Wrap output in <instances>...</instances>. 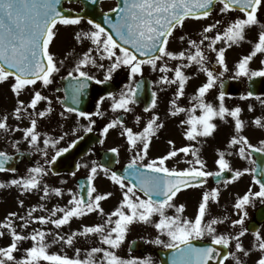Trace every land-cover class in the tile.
<instances>
[{
  "label": "flooded vegetation",
  "instance_id": "obj_1",
  "mask_svg": "<svg viewBox=\"0 0 264 264\" xmlns=\"http://www.w3.org/2000/svg\"><path fill=\"white\" fill-rule=\"evenodd\" d=\"M141 1L142 10L156 9L146 4L149 0ZM263 3L264 0H260L251 15L220 5L218 19L213 17L214 10L196 20L185 21L174 32L172 27L159 55L149 61L136 60L115 43V40L120 43L140 41L146 33L159 32L156 24L141 23L139 14L126 4L123 12L108 20V32L85 20L56 24L45 47L49 72L42 80L21 81L0 72V154L23 153L31 159L28 162V158H22L12 172L0 171V185H14L20 193L26 190L27 199H58L55 222L60 233L71 234L75 239L76 264H83V246L101 252L106 264H161L159 251L169 250L186 240L208 241L206 230L199 236L176 233L173 237V229L167 227L177 213L173 211V196L164 203L150 201L117 178L115 171L136 165L149 171L202 174L198 167L205 161L204 153L196 151L195 158L178 159L176 156L180 153L165 139L167 134L173 133V118L162 115L163 108L173 106L194 109L218 104L229 108L234 114L236 130L242 123L241 111L249 108L255 116L250 122H243L245 127L254 126L248 140L251 147L264 152V96L252 97L247 89L251 78L264 82ZM117 6V0H108L100 7L110 13ZM246 31L249 34L246 35ZM233 33H238V43L229 40ZM258 41L260 46L256 49L254 43ZM213 63L220 65L218 75L210 71ZM69 76L112 86L93 116L64 107L71 86L60 85V81ZM143 78L151 83L153 101L150 105L149 102L136 104L133 100L135 84ZM223 84L239 91L235 96L222 95ZM186 119L189 133L204 137L206 124L195 115ZM86 133L94 134L97 140H93L83 156L70 159L69 166L53 173L52 161ZM4 137H10V142H3ZM151 145H156L154 149L164 154L149 153ZM105 160L108 164L115 162L113 170L102 166ZM83 178L89 180L90 187L86 206L80 205L77 194V182ZM105 182L107 188H103ZM67 187L72 191L68 198ZM113 187L126 193L117 199L132 200L121 203L125 210L122 215L110 210L105 213L110 231L105 234L94 228L89 218L93 216L96 220L101 199L114 196ZM64 199H73L72 216H66ZM78 214L83 218L65 225L66 220ZM7 235L0 230V261L16 264L13 255L8 258L1 253L18 249L16 236ZM257 241H264V237ZM45 252L47 259L32 260L31 264H64L65 254ZM55 256L57 262L50 259Z\"/></svg>",
  "mask_w": 264,
  "mask_h": 264
},
{
  "label": "rangeland",
  "instance_id": "obj_2",
  "mask_svg": "<svg viewBox=\"0 0 264 264\" xmlns=\"http://www.w3.org/2000/svg\"><path fill=\"white\" fill-rule=\"evenodd\" d=\"M264 6V3H263ZM220 6L217 7L214 12V19H218L221 16ZM210 18L211 19H213ZM191 22V21H190ZM214 25V23H213ZM212 25V26H213ZM249 32H245L247 35ZM246 36L245 38H248ZM238 33H233L229 40L231 42L238 43ZM249 43V42H248ZM259 41L254 43L256 49L259 48ZM217 106H212L209 109V113L206 117L209 118L208 131L204 137L198 135H192L189 133V126L186 123L187 114L180 111V108H163L165 112L162 115L173 118V133H169L165 136L166 141L173 143V148L180 152L181 155H188L187 160L194 158L190 153L195 152L197 154L204 153L207 157L204 169L201 171L208 175V179L211 175L218 172V170L224 168L234 171L238 176L237 180L232 183H221L218 186H212L211 183H205L203 186L192 188L188 193L181 196L180 199H175L176 204L173 205V211L178 210L180 207L182 216L177 221H171L167 227L173 229L174 235L183 229V227L192 225L195 222L193 219L199 217L201 213L205 211V215L200 217L201 221H207L208 224L203 228L195 226L193 228L194 235H200L202 230L210 231L211 229L216 233H222L223 240L230 249V255L226 259V264H232L236 259H240L242 262L248 261H264V250H259L264 247V243H256V237L263 234L257 232L256 234H250L246 231V225L252 220L253 212L255 209L264 202V191L259 189L252 182L251 170L252 166L250 161H246L245 156L242 155L243 151H246L245 146L249 144L247 142L248 135L253 132L254 126L247 127L246 133L235 130L231 120L228 122L223 118L222 121H218L219 113L216 109ZM202 117L203 115H197ZM228 116V115H227ZM237 135L239 139L246 140L241 146L238 145L229 153V156L224 155L223 152L226 149V140L230 136ZM70 134L68 135V137ZM238 137L236 139H238ZM3 142H10V137H4ZM199 140L202 142L198 143ZM152 149L148 151L151 154L162 155L164 153L157 152L154 148L156 145L150 146ZM163 149V145H162ZM164 151V150H163ZM240 154V155H239ZM235 155V156H232ZM181 158L180 156H178ZM198 157H203L198 155ZM224 157V158H223ZM182 159V158H181ZM242 161V162H241ZM220 164H222L220 166ZM108 183L105 182L103 188H107ZM67 187L66 196H71L72 191ZM114 196L108 199H101L102 203L99 205L98 212L95 217L89 218V223L98 231L102 233H108L109 227L105 218V213L110 210L117 215H122L125 210L121 207V203L125 200L128 202L132 199H117L119 196H126L124 190L117 191L115 187L111 189ZM27 191L23 193L17 191L14 185L7 187L0 185V230L2 233L13 234L16 236V244L18 250L23 249H35V250H47L48 252H62L68 247V239L61 236L57 225L51 227L50 221L52 217L59 212V201H51L49 199H27ZM180 196V195H179ZM179 196L177 198H179ZM73 199H64L65 203L71 206ZM62 206V205H61ZM68 211V208H66ZM70 213L69 216H72ZM83 217L81 215H75L71 219L66 220L65 225H71L73 220H79ZM178 218H174L176 220ZM60 224L59 220H57ZM70 223V224H67ZM205 225V224H204ZM62 228V225H60ZM264 228V226L262 227ZM264 230V229H263ZM7 235V236H9ZM74 236V235H73ZM86 237V235H82ZM212 237L211 234L207 235ZM75 244V239H73ZM73 244V245H74ZM82 250L91 259L90 249L83 246ZM1 253L8 258L13 255L16 258V264H31V261L42 260L43 255H27L28 252H9L1 251ZM65 253H68L66 250ZM99 256H104L101 252H96ZM36 254V253H33ZM71 253H68L65 257V262L71 264ZM52 259V258H51ZM230 261V262H229ZM0 264H4L0 261ZM96 264H103L98 262ZM116 264V263H115Z\"/></svg>",
  "mask_w": 264,
  "mask_h": 264
},
{
  "label": "water",
  "instance_id": "obj_3",
  "mask_svg": "<svg viewBox=\"0 0 264 264\" xmlns=\"http://www.w3.org/2000/svg\"><path fill=\"white\" fill-rule=\"evenodd\" d=\"M21 1L24 2L25 4H27L29 7H31V10H30V13L32 15L31 17H33L32 19H36L37 15H39L41 10L43 9L42 5L39 3L40 0H21ZM214 1H216V0H213V2ZM177 7H178L179 11H181L180 12L181 15H189L191 12H194L193 8H190V6H187L182 2H177ZM176 12L177 11H173V23H175L176 19H177L176 15H175ZM195 12H197V10ZM46 20L38 22L37 25L39 27H41V30L46 29L48 22H50L49 20L48 21H46ZM9 44H10L9 40L0 41V52H2L3 54L8 52L9 51ZM0 59H3V57L1 55H0ZM1 67L6 69L7 71L11 70L10 67H4L3 65ZM81 143H83V142H80V144L76 147V149H78V148L80 149ZM16 159H17L16 156L13 158L5 159V160L1 159L0 160V169H10V168L12 169V166L16 163ZM263 161L264 160L261 161V166L259 167L260 171H259L258 176H259L260 181L264 180V172H263L264 164L262 165ZM59 162L57 160L56 164H59ZM232 179H233V174L228 173V172H221L218 175L214 176L212 180H213V183H219L220 181H224V180L230 181ZM197 181H198V178H194V177L176 178V180L173 181V183H174L173 191L179 187L186 186L190 183H197ZM86 194H87V188H86V186H83L81 195L85 196ZM83 200H85V199H83ZM254 219H255V223H251L248 226V230L251 232H254L257 229V224L264 221V206L262 208H260L258 211H256ZM183 250H185V251L183 252ZM200 250L201 249H199V250L187 249L186 246L178 249L176 252L173 253V264H197L195 262V259L198 260V253ZM203 253H204L203 264H219L221 259L226 254V249L223 246H219V247H217V246H206L203 248ZM174 256H175V260H177V261L174 260ZM166 259H167V257L162 258V261L164 264H166L165 263Z\"/></svg>",
  "mask_w": 264,
  "mask_h": 264
}]
</instances>
